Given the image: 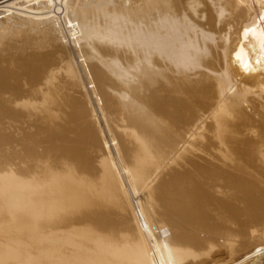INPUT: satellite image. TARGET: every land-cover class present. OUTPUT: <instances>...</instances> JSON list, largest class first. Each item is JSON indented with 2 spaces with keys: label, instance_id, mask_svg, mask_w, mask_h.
Masks as SVG:
<instances>
[{
  "label": "bare ground",
  "instance_id": "bare-ground-1",
  "mask_svg": "<svg viewBox=\"0 0 264 264\" xmlns=\"http://www.w3.org/2000/svg\"><path fill=\"white\" fill-rule=\"evenodd\" d=\"M253 1L0 0V264H264Z\"/></svg>",
  "mask_w": 264,
  "mask_h": 264
},
{
  "label": "rangeland",
  "instance_id": "rangeland-1",
  "mask_svg": "<svg viewBox=\"0 0 264 264\" xmlns=\"http://www.w3.org/2000/svg\"><path fill=\"white\" fill-rule=\"evenodd\" d=\"M251 1V0H250ZM252 4H253V6H254V8H256V4H255V2L252 0ZM83 78V77H82ZM86 79L85 78H83V82H84V85H85V89H87V91H88V93H90V95L91 96H89V94H88V97H91L90 98V102L92 103V106L93 107H96L95 105L96 104H94L95 103V98H94V100H93V98H92V96L94 95H92L91 94V87L93 86H91L90 84H88L89 83V81L87 82V80L85 81ZM89 86H91V87H89ZM84 88H82L81 87V89L79 90H77L75 93H74V97H79V98H85V97H81V95H84L85 94V89ZM95 89H93V91H94ZM92 93H95V92H92ZM85 102H86V105L88 106V109H90V103L88 102V101H86V98H85ZM98 114V113H97ZM100 122H99V126H101V128H103V123H102V120L100 119L99 120ZM97 127H98V124H97ZM104 134H105V137H106V140H108L109 141V135H107L106 134V132H105V130H104ZM100 141H101V139H100ZM103 142V140L101 141V143ZM100 143V144H101ZM111 146H110V155L112 156V157H115V155H114V153H115V150L113 149V146H112V144H113V142L111 143H109ZM105 152V153H104ZM102 157H105V158H108V157H106V156H109V154H108V151H107V148H105V146H104V144L102 143ZM106 154V155H105ZM103 155H105V156H103ZM169 164V163H168ZM147 182H149L148 180L146 181V183H145V181L143 182L144 183V185H143V183H140V184H133V186H131V188L133 189L132 191H138V194L140 195V198L146 203V206H150L151 205V207H150V209L155 205L154 204V202H155V200H152V199H155L154 198V195L153 194H151L152 192H151V189L153 188V186H155L156 185V181L154 180V181H152V182H149V183H147ZM146 184H148V185H146ZM125 187V186H124ZM124 187H122L123 189H121V193H123L122 194V196H127L126 194H130L131 195V193H127L126 192V194H124L125 193V191H126V189L127 190H129V188L127 187V188H124ZM135 188V190H134V188ZM123 191V192H122ZM129 192V191H128ZM151 192V193H150ZM135 193V192H134ZM133 194V193H132ZM151 194V195H150ZM144 195H146V196H144ZM129 196V195H128ZM143 197V198H142ZM150 197V198H149ZM148 199V200H147ZM153 201V202H152ZM148 202V203H147ZM152 202V203H151ZM148 204V205H147ZM254 234V233H253ZM12 236H13V234H11ZM121 236H123L124 238H128V236L125 234V233H122V234H120ZM259 235L261 236L262 234H261V232L260 231H258V232H256L254 235H252L251 237H250V240L251 239H255V238H257V237H259ZM200 236L202 237L203 235L202 234H200ZM190 248H192V250H190V251H188ZM183 249H184V252H186L187 253V255L189 256L188 257V261L189 262H193L194 260H197V261H199L200 260V264H213V263H215L216 262V260L215 259H213L212 257H207L206 255V252L205 251H203V250H198L197 248H195V247H193V246H184L183 247ZM188 249V250H187ZM187 250V251H186ZM201 252V253H200Z\"/></svg>",
  "mask_w": 264,
  "mask_h": 264
},
{
  "label": "built area",
  "instance_id": "built-area-1",
  "mask_svg": "<svg viewBox=\"0 0 264 264\" xmlns=\"http://www.w3.org/2000/svg\"><path fill=\"white\" fill-rule=\"evenodd\" d=\"M149 231L156 234L158 232V229H156L155 227H152L151 229H149Z\"/></svg>",
  "mask_w": 264,
  "mask_h": 264
}]
</instances>
